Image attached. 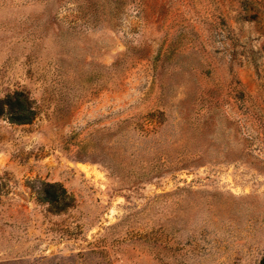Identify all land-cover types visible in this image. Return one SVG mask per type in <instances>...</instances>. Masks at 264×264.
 I'll return each mask as SVG.
<instances>
[{"label":"rangeland","instance_id":"obj_1","mask_svg":"<svg viewBox=\"0 0 264 264\" xmlns=\"http://www.w3.org/2000/svg\"><path fill=\"white\" fill-rule=\"evenodd\" d=\"M15 91L0 264H259L264 0H0Z\"/></svg>","mask_w":264,"mask_h":264},{"label":"trees","instance_id":"obj_2","mask_svg":"<svg viewBox=\"0 0 264 264\" xmlns=\"http://www.w3.org/2000/svg\"><path fill=\"white\" fill-rule=\"evenodd\" d=\"M7 115L10 122L16 124L29 123L35 115L29 97L23 91H15L0 98V116ZM49 189L45 190L44 201L55 211L63 210L68 204L62 203L66 197L64 189L48 184ZM259 264H264V256L261 257Z\"/></svg>","mask_w":264,"mask_h":264}]
</instances>
